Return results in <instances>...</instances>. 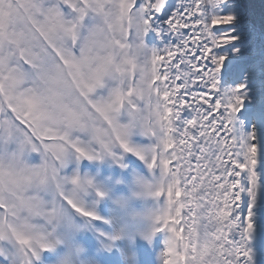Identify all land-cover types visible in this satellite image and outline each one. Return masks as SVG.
Here are the masks:
<instances>
[{"label":"snow or ice","instance_id":"snow-or-ice-1","mask_svg":"<svg viewBox=\"0 0 264 264\" xmlns=\"http://www.w3.org/2000/svg\"><path fill=\"white\" fill-rule=\"evenodd\" d=\"M252 7L0 0V240H15L22 264L48 248L40 218L63 211L46 208L42 190L98 218L78 196L90 180L63 190L66 157L116 146L160 172L162 264H264V56L248 61L254 37L264 43V0L259 22ZM106 77L107 97L94 98ZM133 129L150 143H131ZM33 151L42 163L26 162Z\"/></svg>","mask_w":264,"mask_h":264},{"label":"trees","instance_id":"trees-1","mask_svg":"<svg viewBox=\"0 0 264 264\" xmlns=\"http://www.w3.org/2000/svg\"><path fill=\"white\" fill-rule=\"evenodd\" d=\"M261 2L262 0H253V4H252V13L253 15L257 12H260L259 14H261L262 9H261ZM253 42H251L252 45Z\"/></svg>","mask_w":264,"mask_h":264},{"label":"rangeland","instance_id":"rangeland-1","mask_svg":"<svg viewBox=\"0 0 264 264\" xmlns=\"http://www.w3.org/2000/svg\"><path fill=\"white\" fill-rule=\"evenodd\" d=\"M253 19L256 20L257 22H259V19H260V18H259L258 15L254 14V15H253ZM106 80H107V77L105 78V81H106Z\"/></svg>","mask_w":264,"mask_h":264},{"label":"bare ground","instance_id":"bare-ground-1","mask_svg":"<svg viewBox=\"0 0 264 264\" xmlns=\"http://www.w3.org/2000/svg\"><path fill=\"white\" fill-rule=\"evenodd\" d=\"M193 163H195V162H193ZM187 212V209L185 208V209H183V213H182V216L185 214Z\"/></svg>","mask_w":264,"mask_h":264}]
</instances>
